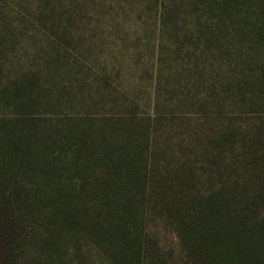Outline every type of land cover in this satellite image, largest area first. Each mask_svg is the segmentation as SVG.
I'll return each mask as SVG.
<instances>
[{
    "label": "trees",
    "instance_id": "trees-1",
    "mask_svg": "<svg viewBox=\"0 0 264 264\" xmlns=\"http://www.w3.org/2000/svg\"><path fill=\"white\" fill-rule=\"evenodd\" d=\"M21 2L0 264H264V0Z\"/></svg>",
    "mask_w": 264,
    "mask_h": 264
},
{
    "label": "rangeland",
    "instance_id": "rangeland-1",
    "mask_svg": "<svg viewBox=\"0 0 264 264\" xmlns=\"http://www.w3.org/2000/svg\"><path fill=\"white\" fill-rule=\"evenodd\" d=\"M21 1L0 0V87L20 70L40 69L46 58L43 36L30 32L29 21L18 13ZM151 231L163 245L177 242L171 227L162 220H153Z\"/></svg>",
    "mask_w": 264,
    "mask_h": 264
}]
</instances>
